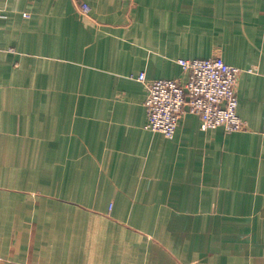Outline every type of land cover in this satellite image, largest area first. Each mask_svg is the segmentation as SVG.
Listing matches in <instances>:
<instances>
[{
    "label": "crops",
    "instance_id": "0c3cea01",
    "mask_svg": "<svg viewBox=\"0 0 264 264\" xmlns=\"http://www.w3.org/2000/svg\"><path fill=\"white\" fill-rule=\"evenodd\" d=\"M215 56L248 128H146ZM0 264H264V0H0Z\"/></svg>",
    "mask_w": 264,
    "mask_h": 264
},
{
    "label": "built area",
    "instance_id": "2783aa9c",
    "mask_svg": "<svg viewBox=\"0 0 264 264\" xmlns=\"http://www.w3.org/2000/svg\"><path fill=\"white\" fill-rule=\"evenodd\" d=\"M82 10L87 13L89 5L83 3ZM178 62L188 73L185 82L173 78L149 80L145 71L138 76L149 91L146 128L172 139L186 113L199 114L204 131L217 127L228 132L248 128L237 110V85L243 69L225 62L221 56L182 58Z\"/></svg>",
    "mask_w": 264,
    "mask_h": 264
}]
</instances>
